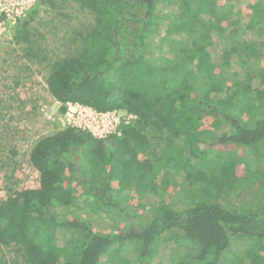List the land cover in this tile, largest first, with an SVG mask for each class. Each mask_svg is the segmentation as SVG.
<instances>
[{
	"label": "trees",
	"instance_id": "obj_1",
	"mask_svg": "<svg viewBox=\"0 0 264 264\" xmlns=\"http://www.w3.org/2000/svg\"><path fill=\"white\" fill-rule=\"evenodd\" d=\"M261 1L255 0L252 6L259 19L263 12ZM217 3L218 0H38L36 7L41 4L52 12L70 8L92 19L84 30L75 33L78 39H70L75 45L73 53L54 60L47 58L34 38L38 32L33 26L37 10L18 21L12 39L22 45L26 57L46 62V87L60 104V113L66 112L67 104H78L98 112L122 111L135 119L120 126L119 134L104 138L71 126L40 138L29 154L30 164L38 173V187L14 192L0 201V250L20 256L24 264H239L249 259L251 263L259 260L258 264H264V194L255 191L250 202L234 205L218 198L206 202L207 186L189 182L182 176L181 167L185 162L212 164V176L226 161L224 152L215 146L233 147L241 153L237 157V166L244 171L238 179L241 183L252 171L250 154L255 147L264 152V86L260 87L261 95L245 93L235 80L233 86L237 88L229 97L228 111H224L216 100L225 86V76L216 73L215 64L208 58L196 53L190 61H184L181 55L189 46L186 44L170 59L161 55L155 63L146 49L148 29L159 12V4L172 12L177 5H187L186 15L197 17L204 6ZM167 66L177 72L164 74ZM165 76L161 89V78ZM260 76L264 77V69L258 72ZM98 81L108 84L99 87ZM243 112L249 116L243 117ZM207 117L218 122L217 129L194 138ZM207 142L211 149L205 147ZM151 143L156 149L149 151L148 159L141 164L140 147ZM169 145L176 149L177 157L164 161L158 148ZM117 160L128 162L133 174H163L162 191L172 186L181 192L176 203H167L163 211L151 207V219L145 225H135L138 214L134 210L131 212L135 215L127 216L126 210L130 209L126 202L115 200L110 187L116 179L112 168ZM177 175L182 177L180 183L172 180ZM257 184L259 191L264 189V172ZM101 185L108 189L106 193ZM135 192H140L139 187ZM81 198L85 208L92 205V213L115 211L122 215L124 209L126 219L135 227L116 228L110 234L93 231L84 217H68L75 208L82 207L78 204ZM60 230L77 237L74 247H79L78 252L69 248L65 250L66 258L57 243ZM168 235L178 238L173 246L164 242ZM230 236L246 238L249 247L259 248V255L252 257L250 248L245 250V259L230 261L225 253ZM132 245L135 254L128 255ZM163 250H167L166 262L160 258Z\"/></svg>",
	"mask_w": 264,
	"mask_h": 264
},
{
	"label": "rangeland",
	"instance_id": "obj_2",
	"mask_svg": "<svg viewBox=\"0 0 264 264\" xmlns=\"http://www.w3.org/2000/svg\"><path fill=\"white\" fill-rule=\"evenodd\" d=\"M37 2L38 0L25 11L19 21L26 18L31 10H37L38 14L34 17L33 26L38 32L34 38L44 49L47 58L54 60L69 56L75 50V45L70 43V39L73 37L78 39L75 33L91 24V17L70 8L52 12L41 4L36 7ZM261 2L263 12L260 19L252 10L255 0H218L217 5L204 6L201 15L197 17L186 15L187 5L183 4L180 8L177 5V10L172 12L170 8H164L159 4L157 8L159 12L148 29L146 49L150 51L149 54L152 55L155 63L161 55L170 59L172 55L178 53L181 46L186 48V44L189 46L181 55L184 61H190L196 53L208 58L215 64L216 73L225 76V86L222 92L219 90L216 101L222 110L228 111L229 97L237 87L245 93L252 91L262 94L260 87L264 86V77H258V72L264 69V0ZM13 21L0 20V201L14 192L37 188L38 173L29 161V154L34 144L42 137L78 124L77 121L68 123L67 114H73L79 109L66 105V112L60 113V104L48 93L46 62L41 61L39 57L35 59L26 57L22 45L14 43L12 36L18 18L16 22ZM163 70L164 74L177 72L172 66L164 67ZM165 78L166 76L161 78V89L165 86ZM235 80L239 81L237 87L233 86ZM107 84L106 81L97 82L99 87ZM249 108H251L250 112L254 111L253 106ZM241 115L245 118L249 116L245 112ZM217 125V121L207 117L200 131L193 137L198 138L201 133L214 131ZM205 147L211 149V143L207 142ZM153 148L156 149L155 143L140 147L138 160L141 164L148 159L149 151ZM215 148L221 149L226 157L217 174L212 173V176L209 174L212 164L199 166L185 162L181 166L184 172L182 176L189 182H202L207 186L206 202L218 198L225 204L234 205L250 202L256 192L258 195L264 194V189L259 191L257 184V179L264 172V152L259 147H255L253 154H250L253 168L245 179H241V183L238 179L244 175V171L237 166L240 151L229 146L216 145ZM158 151L162 153L164 161L177 157V151L171 145L160 146ZM74 161H77L76 156ZM112 175L116 178L110 185L114 199L126 202L125 205L130 209L126 210L127 216L138 214L134 219L135 225L142 223L145 225L144 222L151 219V207L163 211L167 203H176L181 194L179 188L172 186L162 191L164 188L162 186L160 188V180L164 177L163 174L157 177L133 174L130 164L125 161L114 162ZM181 179L180 175L172 177L173 181L179 183ZM138 187L139 193L135 192ZM101 190L105 193L108 191L105 185H101ZM83 196L87 198V193H83ZM91 196L89 194V198ZM83 202L81 198L78 203L83 207H78L81 212L79 213L75 208L68 217L73 215L84 217L92 224L93 231L110 234L116 228L135 227L126 219L124 209H121L122 215L115 211L109 214L92 213V205L85 208ZM134 210L136 213L133 214L131 211ZM76 239L77 237L69 232L58 231L57 243L63 258L67 257L65 250L69 248L73 253L78 252L79 247H74ZM175 239H178L175 235H168L164 238V242L173 246L176 244ZM249 245L246 238L236 239L230 236V246L225 253L228 252L230 261L245 259L243 257L245 250L253 248ZM134 250L132 245L128 255L135 254ZM111 251L112 249L107 250V252ZM250 254L252 257L259 255V248H253ZM166 256L167 250H163L160 258L164 262L167 261ZM0 260L1 262L6 260L7 264H24L20 256H15L7 249L0 250ZM249 261L250 259L241 260L239 264L255 263ZM258 261L255 264H258Z\"/></svg>",
	"mask_w": 264,
	"mask_h": 264
},
{
	"label": "built area",
	"instance_id": "obj_3",
	"mask_svg": "<svg viewBox=\"0 0 264 264\" xmlns=\"http://www.w3.org/2000/svg\"><path fill=\"white\" fill-rule=\"evenodd\" d=\"M36 0H0V20L21 19L26 10L31 8ZM71 107H77L79 110L73 114H67L68 123L72 121L78 122L73 124L83 130H88L97 138H104L111 134H119V127L128 125L135 117L122 111L98 112L92 108L84 107L78 104H67Z\"/></svg>",
	"mask_w": 264,
	"mask_h": 264
}]
</instances>
